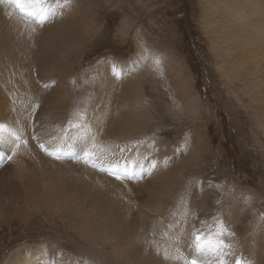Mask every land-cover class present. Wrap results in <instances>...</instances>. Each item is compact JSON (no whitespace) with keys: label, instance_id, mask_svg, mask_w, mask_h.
I'll use <instances>...</instances> for the list:
<instances>
[{"label":"rangeland","instance_id":"obj_1","mask_svg":"<svg viewBox=\"0 0 264 264\" xmlns=\"http://www.w3.org/2000/svg\"><path fill=\"white\" fill-rule=\"evenodd\" d=\"M236 2L243 9L252 7ZM235 6L228 0H72L71 6L61 5L57 15L37 25L21 21L15 8L0 0V26L10 31H0V199L5 212L0 213V264L33 256L26 250L47 252L50 247L73 255L69 260L60 255L64 264H73L76 257L81 264H144L140 246L161 264H186L191 258L218 264L214 256L195 254L193 242L180 261L161 255L174 238L193 239L197 230L208 234L217 221L227 229L230 264H264V117L256 113L261 102L256 82L243 76L255 63L257 20L251 13L248 27L233 29L241 38L234 50L228 42L233 36L229 38L223 22L216 20ZM65 17L77 30L60 44L57 64L47 67L35 55L24 63V54L38 42L18 41L12 20L23 24L30 38L55 28ZM236 51L241 61L234 57ZM119 62L129 65L118 67ZM176 88L185 103L197 101L191 102L189 112L178 107ZM123 93L130 99H121ZM54 99L63 109H44L47 115L56 112L53 117L61 113L54 120L55 136L41 135L45 151L36 137L38 122ZM107 108H114L110 117L123 124L121 128L131 114L133 127H111L104 120L108 114L102 113ZM77 112L92 124L96 144L106 150L98 163L109 171L87 168L79 159L84 142L68 140L73 131L68 125ZM121 138L125 140L119 144ZM51 149L65 150L60 160L48 154ZM146 166L155 171L154 179L143 177L149 172ZM78 170L106 188L77 180ZM123 175L132 180L119 177ZM64 178L75 186L65 187ZM34 180L61 191L47 195L35 188L31 192L37 198L31 205L21 197L36 185ZM13 185L20 190L12 191ZM104 192L118 206L129 199L130 213L123 216L117 209L91 206ZM145 208L147 214H142ZM103 216L113 229L132 223L140 228L136 246L125 255L119 254L118 239L116 251L102 245L106 238L93 223Z\"/></svg>","mask_w":264,"mask_h":264},{"label":"bare ground","instance_id":"obj_2","mask_svg":"<svg viewBox=\"0 0 264 264\" xmlns=\"http://www.w3.org/2000/svg\"><path fill=\"white\" fill-rule=\"evenodd\" d=\"M212 1H217V0H212ZM239 1L248 3V6H252V7L243 9L239 7V3L236 2V0H228L229 4H232V3L236 4L235 8L225 10L224 13L216 17V20L223 22V30L226 33V35H228L229 38L233 36V39L228 42L231 48L234 50L237 46L240 45L241 38L238 34H234L233 29L239 30L242 27H248L250 19L252 18L250 16L251 13H254L256 17L257 26H256V35L254 38V45H253L255 63L253 67H249L243 72V76L245 80H247L248 82L250 81L256 82L257 92L261 97V102L256 109V113L264 117V0H239ZM230 21H232V25ZM12 22H13L12 34L17 38L18 41L26 40L30 42V44H34V42H38V44L33 47V50H28V52L24 54V63L30 58L34 60V55H35V60L41 61V63L47 67L54 66L57 64L56 57H57L59 50L61 49L60 44L64 42H69L77 30V27L74 25L72 20L69 17H65L55 24V28L52 27L46 31L43 30L42 32L40 30L39 31L40 36H38V34H32V36H30L29 38L27 35V32L26 31H25L26 33L24 32L25 27L23 26V24H21L17 20H12ZM83 30H85V28H83ZM0 31L2 34L10 33L8 28L7 27L4 28L3 26H0ZM48 37L49 39L46 40V38ZM234 57L235 58L238 57L240 61L242 60V55L239 51L234 52ZM224 62L225 61H223V63ZM127 64L129 65V62L128 63L119 62L117 65L118 67H123ZM63 72H65V70H63ZM176 90H177L176 91V97H177L176 103L178 107L182 110H185V111L187 110L189 112L191 110V102L197 103V101L192 100V101H188L187 103H185L182 99H179L178 97L180 94H182L181 89L176 88ZM124 98H126L127 100L130 99V97L126 93H123L121 96V99H124ZM65 106L67 105L65 104ZM65 106L63 107L66 108ZM44 109L58 111L59 109L61 110L63 108L61 107V105L56 104V100L54 99V100H50L48 102V105H46L45 108H43L42 111L40 112V118L38 122L39 133H41L43 137L49 139L55 136L56 134V127L54 125V120L59 119V116L61 113L59 112V115L57 117H53L54 113L56 112H52L51 114H48L49 116H51L49 117L46 114ZM102 113L108 114V116L105 117L104 120L107 121V123L115 129H124L123 131H127L133 127L131 114L125 117V119L128 120V122L124 123V127L121 128L120 126H123V124L118 125L116 119L110 117L111 114H114V108L104 109ZM88 123H89V127H92V124L90 122ZM125 134H129V132H125ZM119 136H121V132H119ZM122 140H125V138H121V140H119V144H121L120 142ZM186 152H189V150H186ZM158 166L162 167L161 164H158ZM143 170H144V167L138 169L137 172H141ZM146 170L149 172H147V174H144L143 177L147 176L148 179H154V176L152 175V173H154L155 171L150 170L149 166H146ZM62 176L63 175H61V178H63ZM76 178L77 180H85L87 182L92 183V188H94L95 186H99L102 189L106 188L100 185V182L98 181V179L87 177V172H81V170H78V174H76ZM46 180H48V178H46ZM34 181L36 185L32 188L31 185L29 184L31 189H28L29 192L27 193V196L21 195L22 196L21 198L22 199L27 198V202H30L31 205L33 201L37 198L36 195L33 192H31L35 188L39 190L40 192L45 193L47 195H50L52 192L60 193L61 191V189L55 186L54 184L46 185V182L40 183V180H38L37 182L36 180ZM72 182L73 180L64 178V181L62 184L67 188H73L75 185L72 184ZM87 185L89 186V184ZM18 186L19 185L17 186L13 185L10 189L12 191H18L20 190ZM1 190L2 188L0 187V191ZM117 191H119L117 192L119 193V195H122L121 190H117ZM128 201L129 199H126L125 201L126 205L118 206L114 201L111 200L109 194L107 192H104L103 194L97 195L95 196V198H93L91 206L97 209H100V210L117 209L120 211V213L123 216H127L131 211V203H128ZM3 206H4V203L2 199H0V213H4L5 215ZM141 206H143V202H141ZM137 209L139 210V206H137ZM138 210H135L137 214H140V212L142 214H147V208H145V210H140V212ZM8 213H10L9 210L7 211L6 214ZM2 217H5V216H2ZM146 217H149V216L146 215ZM106 223L107 221L104 220V216L100 218L99 223L97 222L93 223L94 230L99 226V230H95L98 233V235L104 236L106 238V240L103 241L102 243L104 247L106 248L112 247L114 251H116L115 243H116V240L118 239L117 244L122 243L121 251L119 254L125 255L127 251H130L131 249L134 248V246H136L138 242L136 238L138 239L140 235L136 236L135 232L139 231L140 228L137 227L135 223L130 224V226L121 225V227H118L117 229H113L109 224L106 225ZM101 231H103L104 233L101 234ZM93 237H96V236L91 237V243L94 241V240L92 241ZM191 237L192 236H187L181 241L178 238H174L170 246L165 250L164 254L162 253L161 255L162 256L169 255L172 258H175L176 260L179 259L180 261V258L182 259L184 258L183 255L186 254L190 246V242L191 243L193 242L194 238L191 239ZM258 238L260 242L262 240L261 233L258 234ZM57 248L54 249L50 247L47 252L38 251V250H28V251L26 250V252L32 253L33 256L17 257L14 259L13 264H64L59 259L60 255H62L63 257L62 260H69L73 258V255L69 254L62 248L59 249L57 252ZM137 248L139 249V247ZM140 248L142 250L138 251V256L143 258L144 264H161L159 260L154 258V254L151 251L146 250L144 246H140ZM73 264H81L78 257H76L75 262Z\"/></svg>","mask_w":264,"mask_h":264},{"label":"snow or ice","instance_id":"obj_3","mask_svg":"<svg viewBox=\"0 0 264 264\" xmlns=\"http://www.w3.org/2000/svg\"><path fill=\"white\" fill-rule=\"evenodd\" d=\"M15 8L19 14V19L24 22H32L37 25H43L50 16L57 15V8L61 5L64 8L71 6L72 0H2ZM75 122H70L68 128L73 130L71 136L68 137L70 141L73 137L81 139L85 147L83 154L79 157L83 162L92 167H97L98 161L106 154V150L101 146H98L95 142L94 134L89 128L86 117L82 112L75 113ZM4 131L2 125H0V133ZM3 141L0 140V145ZM42 149H45L43 144L40 145ZM47 151V149H45ZM61 149L55 151H49V155L59 158ZM4 156L0 153V159ZM11 158L10 156L8 157ZM227 229L224 227L222 221H217L214 231H210L208 234H203L200 231L193 232V251L200 256L210 255L217 259L218 264H230L227 260L228 253L225 251L230 247L224 239V234ZM186 264H200L196 258H191L186 261ZM236 264H244L243 260H237Z\"/></svg>","mask_w":264,"mask_h":264}]
</instances>
